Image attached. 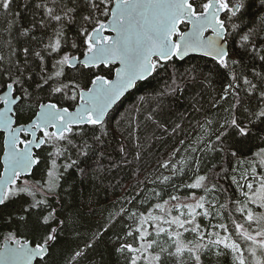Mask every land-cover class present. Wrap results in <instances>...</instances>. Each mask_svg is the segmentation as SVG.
Segmentation results:
<instances>
[{"label":"snow or ice","instance_id":"snow-or-ice-1","mask_svg":"<svg viewBox=\"0 0 264 264\" xmlns=\"http://www.w3.org/2000/svg\"><path fill=\"white\" fill-rule=\"evenodd\" d=\"M181 98L199 118L169 125ZM140 117L177 137L150 171ZM125 123L136 184L85 234L60 181ZM66 235L62 264H264V0H0V264H55Z\"/></svg>","mask_w":264,"mask_h":264},{"label":"trees","instance_id":"trees-1","mask_svg":"<svg viewBox=\"0 0 264 264\" xmlns=\"http://www.w3.org/2000/svg\"><path fill=\"white\" fill-rule=\"evenodd\" d=\"M252 11L255 13L256 7H253ZM163 80L164 74L161 73L149 85L142 87L139 91H134L133 95L124 98L119 112L113 113L115 119H119L125 110L130 109L136 104L139 96L150 92L153 87H161ZM167 103L171 105L170 109H165L169 125L177 121L181 113L188 114L193 123L196 118H199L190 107V98L169 100ZM147 108L148 105L146 104L145 109ZM139 119L141 120L140 129L135 134L139 135L141 143L144 145L143 159L139 163V167L150 171L155 167L157 160L171 152L172 147L177 142V137L162 133L151 122L144 121L143 117ZM126 127L125 123L116 129V134L114 138L110 139V145L107 147L105 156L92 155L88 160L92 168L89 170L87 177H82L77 169H69L68 173H65L63 179L60 181L62 193L64 190L71 193V195H63L65 207L62 210L66 215L79 214L82 217L80 230L85 234L96 230L99 225H102L111 210L113 202L121 199L126 191L131 193L133 186L136 184L138 178L137 164L123 165V157L119 152L120 141L122 139L120 133L123 132L124 135H127ZM185 129L188 133L192 132L187 122H185ZM44 155L46 156V152ZM63 162V160L58 161V163ZM115 163H120L121 167H113ZM46 171L47 161L45 160L27 178L33 182L41 181L43 178H46ZM144 174V172H140L141 177ZM3 231L6 233L7 229ZM0 240H2V237H0ZM73 247H75L74 236L66 235L61 245L54 252L55 264H62L64 253ZM98 251L104 252V258L108 261V264H117V257L115 255L109 256L103 245L100 246ZM95 258L99 259V256L97 255ZM50 264H52L51 261ZM226 264H230V258L229 261H226Z\"/></svg>","mask_w":264,"mask_h":264}]
</instances>
